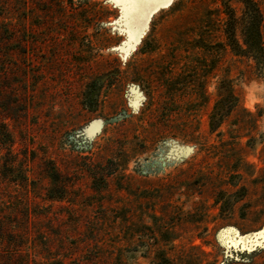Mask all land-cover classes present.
Returning a JSON list of instances; mask_svg holds the SVG:
<instances>
[{
	"label": "rangeland",
	"instance_id": "1",
	"mask_svg": "<svg viewBox=\"0 0 264 264\" xmlns=\"http://www.w3.org/2000/svg\"><path fill=\"white\" fill-rule=\"evenodd\" d=\"M250 2L0 0V264H264Z\"/></svg>",
	"mask_w": 264,
	"mask_h": 264
},
{
	"label": "trees",
	"instance_id": "2",
	"mask_svg": "<svg viewBox=\"0 0 264 264\" xmlns=\"http://www.w3.org/2000/svg\"><path fill=\"white\" fill-rule=\"evenodd\" d=\"M249 4L251 7L250 9L248 8L243 18V21L247 22V25H244L242 28L244 36L243 43L241 44L237 41L235 35L236 30L232 24L230 26L231 30L228 31V29H226L225 34L228 39V46L231 48L235 56L253 60L257 69L259 68L260 71H264V46L260 32L262 16L253 2H250ZM224 13L230 18V13L225 11ZM226 93L227 95H225V97H220V101L214 106L209 118V127L213 133L218 131L223 124L225 117L228 116L236 106V99L233 93L231 91H226ZM226 102L229 103L228 106H224ZM0 143L2 146H11L13 144V138L7 132L5 125H0Z\"/></svg>",
	"mask_w": 264,
	"mask_h": 264
},
{
	"label": "snow or ice",
	"instance_id": "3",
	"mask_svg": "<svg viewBox=\"0 0 264 264\" xmlns=\"http://www.w3.org/2000/svg\"><path fill=\"white\" fill-rule=\"evenodd\" d=\"M146 2H155V0H121V3L128 6L138 7L139 5ZM264 236V233L261 234Z\"/></svg>",
	"mask_w": 264,
	"mask_h": 264
}]
</instances>
